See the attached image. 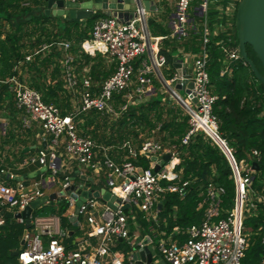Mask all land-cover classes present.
Listing matches in <instances>:
<instances>
[{
    "label": "built area",
    "instance_id": "1",
    "mask_svg": "<svg viewBox=\"0 0 264 264\" xmlns=\"http://www.w3.org/2000/svg\"><path fill=\"white\" fill-rule=\"evenodd\" d=\"M239 2L176 0L170 20L172 37L185 39L192 32H200L202 48L199 53L189 54L190 60L175 58L173 72L168 78L162 72L168 60L158 48L160 38L152 36L148 30L149 9L144 7L142 0H138L132 19L100 11L90 37L81 42L76 53L71 52V41L58 43L64 50L65 87L76 99L70 112L65 113L57 104L47 102L41 90L19 76L2 81L9 84L14 107L22 113V129L30 130L38 125L43 131L42 145L23 162L39 165V179L27 181L25 177L0 169L1 174H10L8 180H17L16 184H11L0 179V232L9 218L7 213H13V218L25 225V242L16 255L17 264H244L249 241L248 235L243 233V224L237 226L235 210L239 196L245 211L255 208V201L264 204L262 195L254 196L256 171L250 161H259L261 154L254 149L250 159L237 161L234 149L220 136V119L214 112L219 97L213 92L208 70L209 46L221 32L225 34L218 41L224 54L221 75L231 74L239 64L248 66L235 36ZM150 3L156 5L155 1L150 0ZM212 4L219 11L217 23L221 32L212 30L209 25ZM47 47L45 45L44 49ZM96 52L105 55L115 66L114 72L101 81H97L88 69L77 72L74 66L81 54ZM144 55L148 57L143 58ZM26 59L30 61L31 55ZM158 79L189 113V129L179 145L166 143L156 136L138 144L127 139L107 145L99 143L92 134L79 127L83 120L81 116L91 112L107 117L120 116L138 100L151 96ZM191 83L193 86L189 87ZM182 90L187 96L181 94ZM118 96L122 100H118ZM205 125L223 139L235 165L209 135ZM0 130L2 135L9 131L8 123L1 118ZM201 132L211 137L229 159L233 170L231 177L236 183L234 206L230 209L222 207L226 188L211 180L205 185L199 204L200 208L205 207L203 220L184 230L176 226L168 233L161 228L160 216L165 195L175 192L184 197L193 182L183 178L182 168L176 169L180 163L179 146L188 145ZM167 152L173 153L172 158L162 162L160 170L155 172L157 161L152 157L161 160ZM64 156L78 165V173L68 172L69 168L62 166ZM141 156L150 160V167L145 168L134 161ZM171 171L173 178L169 176ZM165 179L166 184L163 183ZM102 189L117 197V208L104 200L102 193L96 195V191ZM84 190L88 195L77 206ZM45 195H49L50 200L33 208L30 218L24 217L23 212ZM62 202L68 204V209H73L67 217L71 227H64L61 215L56 213L36 214L43 206L58 208ZM180 234L185 236L184 239H180ZM147 237L151 242H144ZM71 238H74L72 242ZM138 252H143L146 259L137 258ZM149 253L151 262L147 259Z\"/></svg>",
    "mask_w": 264,
    "mask_h": 264
},
{
    "label": "trees",
    "instance_id": "2",
    "mask_svg": "<svg viewBox=\"0 0 264 264\" xmlns=\"http://www.w3.org/2000/svg\"><path fill=\"white\" fill-rule=\"evenodd\" d=\"M46 0H0V34L2 21H12L11 30L5 32V37L0 39V77L12 74L16 63H24L32 77L31 86L41 90L47 102L57 104L63 111L70 112L73 109L71 94L64 88L62 75L63 52L58 46L59 42L68 40L73 43L71 48L76 52L81 42L90 37L95 20L101 15L98 11L94 16L86 20H74L61 16L47 15L44 7ZM219 11L212 4L209 10V24L213 27L217 21ZM154 32L157 33L155 21H151ZM202 32V29L200 30ZM159 32L167 34L168 30L162 28ZM200 32H192L189 38L179 41L184 43L185 49L193 53H199L202 48V38ZM235 36L238 40L237 30ZM225 37L224 33L216 36L210 46L209 73L213 92L218 95L214 112L220 119L219 134L226 139L228 145L234 149V156L237 161L250 159L254 149L260 151L261 158L258 161L259 170L256 171L253 190L254 196L264 197V85L256 78L249 65L239 64L234 71L221 75L224 66V54L218 41ZM175 39H165L161 48V53L167 57L169 62L173 61L172 52L177 45ZM48 47L44 49V46ZM171 47V50H168ZM250 55L256 60L262 73L263 69L256 59V55ZM252 50V49H251ZM31 55V61L26 57ZM90 55L86 54L89 61ZM104 69V79L110 76L115 66L109 70L99 63ZM94 68V74L98 69ZM52 69L50 77L57 79L55 84L48 82V70ZM7 72V73H6ZM53 79L51 81H53ZM4 94L0 93V105L6 96V85ZM118 100H122L118 96ZM166 102V106L172 114L169 119L163 122L164 130L170 131V143L180 144L181 138L189 129V115L184 116L183 121H178L175 116V106L171 100L164 99L162 93L152 96L147 102H141L129 107L127 111L120 115L121 119L109 124L107 116L97 112L82 115L83 120L79 127L93 135L99 143L111 145L122 143L131 134L136 138L139 132L136 128L156 126V121L162 120L161 103ZM173 101V100H172ZM2 107V106H0ZM150 114L154 117L150 118ZM174 115V116H173ZM154 118V119H153ZM104 128V134H100V129ZM109 132V134H106ZM153 133H149L152 135ZM141 142V141H140ZM180 147V163L177 171L183 169V178L193 180L186 196L181 197L178 193L169 192L164 198V207L160 214L161 228L171 233L174 227L178 226L182 230L192 224L200 223L204 218L205 207L200 208L199 204L203 200V190L209 181H215L226 188L223 196L222 207L230 209L234 206L236 198V183L231 177L233 170L231 164L222 148L204 132L195 135L188 145ZM137 164L145 168L150 167V160L141 156L134 160ZM177 161V160H176ZM253 163V159L250 160ZM168 181L165 179L163 183ZM256 202V207L245 211L243 222V233L248 235L249 245L243 259L244 264H264V204ZM68 204L62 202L58 208L43 206L36 211V214L46 215L50 212L61 215L64 223H68V218L63 217L67 211ZM177 209V210H175ZM167 221V222H166ZM63 223V224H64ZM167 223V225H166ZM25 225L16 219L8 218L5 226L0 232V264H17V258L13 252L15 244L21 241L24 234ZM184 239V235H179Z\"/></svg>",
    "mask_w": 264,
    "mask_h": 264
},
{
    "label": "crops",
    "instance_id": "3",
    "mask_svg": "<svg viewBox=\"0 0 264 264\" xmlns=\"http://www.w3.org/2000/svg\"><path fill=\"white\" fill-rule=\"evenodd\" d=\"M144 0H142L143 2ZM156 2V7L153 6L152 3L149 2V11L147 12V26L150 34L154 37H159V44L158 48L161 51V48L164 44L165 39H175L177 40V45L179 44L178 48L172 52L173 54V60L175 58L178 59H192L188 58L189 54H193V52L186 50L184 43H179V41L184 39H179L176 37H172V28L170 26V20L175 12V5L176 0H151ZM138 3V0H136ZM215 5V4H214ZM216 7V5H215ZM46 6L44 7V9ZM217 9V8H216ZM218 10V9H217ZM69 18V17H64ZM154 20L156 24V30L157 33L154 32V28L151 25V21ZM13 25L12 21L3 20L2 21V27L1 31L3 33L0 34V39L5 37V32L8 30H11ZM210 25V24H209ZM211 27V26H210ZM162 28L168 30L167 34L159 32ZM212 30L217 29L219 32H221L220 25L217 23H214L213 27H211ZM223 33V32H222ZM186 40V39H185ZM67 41V40H66ZM156 47V46H155ZM80 48V47H79ZM157 48V49H158ZM171 47H168V50H171ZM79 50V49H78ZM77 50V51H78ZM76 51V52H77ZM63 52V60H64V50ZM71 52L72 49H71ZM73 52V53H76ZM196 54V53H194ZM90 55L89 61L86 59V54H81L80 57L77 58L74 66L76 67V71L80 72L84 68L88 69L90 71L91 75L97 80L101 81L104 79V69L99 66V63L101 62L106 66V69L109 70L112 66H114L113 63H111L108 58L103 55L102 53L96 52L93 54H87ZM147 55H144L143 58H147ZM31 61V60H30ZM173 62V61H172ZM172 62L167 63L166 66L162 68V72L165 76V78H168L170 74H172ZM97 65V69L99 72L97 74H94V68ZM52 72V69L49 68L48 70V82H51V84H55L57 79H53L50 77V74ZM7 73V72H6ZM32 72L29 71L28 67L22 63L18 62L13 67L12 74L7 75L6 77H0V84L6 85L7 93L6 96H4L0 107V118L1 120L5 121L9 125V131L7 135H2L0 130V169L4 168L5 172H11L14 174V176L18 177H25L27 181L36 180L39 179V175L41 170L39 169L38 164H23L24 160L28 158V156L35 153L36 148L40 147L42 145V129L36 125L30 130H23L21 127V114L19 113L16 108L14 107L13 103V96L10 92L9 84L2 82L5 81L12 76H19L20 79H23L25 81H28L30 83ZM61 77L64 80V88L68 93L71 94V100L72 104L75 102V97H73V94L71 91H69L65 86V79H64V68H63V61H62V75ZM53 79V81H51ZM161 88H165L164 84L158 79L156 83V89L155 92L149 96L150 99L152 96H155L157 93H162L164 95V99L171 100V103L173 104L172 98L167 97L168 94L164 91H161ZM4 87L0 85V93L4 92ZM166 89V88H165ZM3 91V92H2ZM4 94V93H3ZM5 95V94H4ZM137 104H139L137 102ZM62 166H66V168H69L68 172H76L78 173V169L76 166H78L76 163L69 161L65 156L62 161ZM43 171V170H42ZM0 179H3L5 181H8L11 184H16L17 180H8L7 175L0 173ZM56 204V202H55ZM57 205V204H56ZM177 210V209H175ZM73 212V209H67V211L63 214V217H68ZM242 212V215H241ZM240 212V219H241V226L245 219V209L242 208V211ZM14 219V218H12ZM167 222V221H166ZM62 220V224H63ZM167 225V223H166ZM64 227H71L70 223H64ZM175 228V227H174ZM167 231L166 229H164ZM174 230V229H173ZM168 232V231H167ZM71 234L74 233L71 231ZM24 235V234H23ZM23 238V236H22ZM74 238H71L70 241L72 242Z\"/></svg>",
    "mask_w": 264,
    "mask_h": 264
},
{
    "label": "water",
    "instance_id": "4",
    "mask_svg": "<svg viewBox=\"0 0 264 264\" xmlns=\"http://www.w3.org/2000/svg\"><path fill=\"white\" fill-rule=\"evenodd\" d=\"M46 2L45 13L47 15L69 17L74 20H86L94 16L98 11H107L108 14H114L115 16L124 17L125 19H132L138 7L136 0H83L81 2L46 0ZM149 2L150 0L143 1V5L147 9H149ZM236 30L238 48L242 58L248 63L256 78L264 85V73L261 72L256 60L249 53V47H251L264 72V0H240L236 15ZM192 86V83L189 84V87ZM149 100L150 97L148 96L142 100H138V103L147 102ZM194 101L196 102V99H194ZM172 156V152L163 154L161 160H158L157 156H153L152 160L157 161L154 171L158 172L161 168V163L169 161ZM253 167L255 171L259 170L260 166L258 161L255 160L253 162ZM7 177L10 178L9 173ZM15 179H18V177ZM81 193L82 198L77 203V206H80L88 195L86 190L81 191ZM101 193L104 200H107L112 207L117 208L119 200L116 196L106 189H102L100 192L96 191V195ZM50 198L49 195H45L35 200L32 205L23 212V216L30 218L33 208L44 204L49 201ZM7 217L13 218L15 215L13 213H7ZM24 242L25 238L23 236L21 244L23 245ZM144 242H151V238L147 237ZM17 254L18 251L13 252L14 256ZM135 256L137 258L146 259L143 252H138ZM147 259L149 262L152 261L151 253H149Z\"/></svg>",
    "mask_w": 264,
    "mask_h": 264
},
{
    "label": "rangeland",
    "instance_id": "5",
    "mask_svg": "<svg viewBox=\"0 0 264 264\" xmlns=\"http://www.w3.org/2000/svg\"><path fill=\"white\" fill-rule=\"evenodd\" d=\"M250 51H251L252 55H254V53L252 52L251 49H250ZM161 91L166 92L168 94L167 97L172 98L173 105L176 108L174 114H175V116L177 115L178 121H183L184 116H187L189 114L188 111L186 110L184 104L181 103V102H178V100L176 98L171 96V93L168 91V89L161 88ZM181 92H182L181 94L183 96H187L185 91L182 90ZM161 108H162V111H163L162 120L156 121V126H155L154 129H152V131L149 129V127H145V126H144V128L143 127H139V128H136L137 131L139 132V136L136 138L133 134H131L128 139H132V141H134L136 144H138V143H140V141H143L144 139H146V138H148L150 136H156L158 138H161L162 141L168 143L170 141V131L164 130L163 122L166 119H169L172 114L170 113L169 109L167 108L166 102L163 101V103H161ZM149 116H150V118L154 117L153 114H150ZM120 119H121L120 116H109V117H107V122L109 124H111V123L119 121ZM104 130H105L104 128L100 129L99 133L100 134H104ZM149 133H153V134L149 135ZM106 134H109V132H107ZM241 211H242V208H241ZM22 246L23 245L21 244V241L18 242L17 244H15V246H14L15 247V251L20 250L22 248ZM122 250L126 251L128 249H122ZM16 258L17 257L15 256V260H16Z\"/></svg>",
    "mask_w": 264,
    "mask_h": 264
},
{
    "label": "bare ground",
    "instance_id": "6",
    "mask_svg": "<svg viewBox=\"0 0 264 264\" xmlns=\"http://www.w3.org/2000/svg\"><path fill=\"white\" fill-rule=\"evenodd\" d=\"M205 127H206V130L209 133V135H211V137L225 150V152H227L232 164L235 165L234 158H233L232 154L230 153L229 148L224 143L223 139L211 127L206 126V125H205ZM169 176L171 178H173L174 177V173L171 171L169 173ZM241 208H242V200H241V196H239L237 208L235 210V212L237 214L236 222H237V226L238 227L240 226V223H241V219H240Z\"/></svg>",
    "mask_w": 264,
    "mask_h": 264
}]
</instances>
